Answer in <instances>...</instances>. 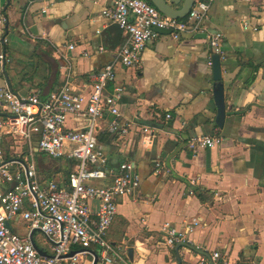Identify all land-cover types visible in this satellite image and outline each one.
I'll return each instance as SVG.
<instances>
[{
	"label": "crops",
	"instance_id": "0c3cea01",
	"mask_svg": "<svg viewBox=\"0 0 264 264\" xmlns=\"http://www.w3.org/2000/svg\"><path fill=\"white\" fill-rule=\"evenodd\" d=\"M0 5V51L7 58L0 88L20 95L35 90L41 101L65 82L87 96L95 73L115 61L125 38L101 17L102 4L95 0H0ZM243 21L250 30H242ZM204 24L207 32L223 35L222 128L215 124L204 35L174 40L160 34L147 43L138 67L115 66L107 92L120 90L119 111L130 129L116 137L106 132L107 115L98 121L106 179L91 183L105 185L121 163H131L140 184L134 195L117 200L107 231L115 251L112 264H264V0H216ZM84 125L73 118L66 124L73 130ZM143 126L155 128L150 149L143 147ZM203 136L221 143L191 152L188 142ZM0 144L6 159L27 154L24 142L13 136L1 135ZM155 161L170 168L168 177L154 175ZM165 224L190 226V245L211 260L184 246H167ZM16 230L24 233L23 225ZM91 252L78 264H90ZM214 252L220 259L212 258Z\"/></svg>",
	"mask_w": 264,
	"mask_h": 264
},
{
	"label": "built area",
	"instance_id": "2783aa9c",
	"mask_svg": "<svg viewBox=\"0 0 264 264\" xmlns=\"http://www.w3.org/2000/svg\"><path fill=\"white\" fill-rule=\"evenodd\" d=\"M214 1L193 0L186 17L174 19L163 15L147 0H95L102 4L101 17L122 30L125 38L117 49L115 61L95 73L87 96L75 93L68 82L50 93L45 101L39 99L35 90L20 95L8 86L0 88V105L5 113L0 117V136L5 134L21 140L27 153L24 157L6 159L0 144V264H78L82 255L90 253L89 249L98 250L96 264L113 263L115 251L107 240V231L117 214V200L134 195L140 184L131 163H121L105 185L91 183L106 179L107 161L98 148L96 135L98 121L107 115L106 132L116 137L127 135L130 129L119 111L120 90L107 92L115 79V66L138 67L147 43L156 40L160 36L157 30H162L169 31L174 40L183 34L204 35L209 48L206 65L211 69L213 55L223 58V35L207 32L204 24ZM4 20L2 16L1 22ZM241 28L251 29L246 21L241 23ZM67 48L72 50L74 46ZM6 62L1 50V74ZM70 118L85 121L86 125L78 130L68 129L66 124ZM141 132L143 147L150 149L155 128L143 126ZM220 143L218 137H195L188 142V149L196 153ZM33 145L39 153L73 162L66 183L43 181L38 176ZM153 173L168 177L170 168L155 161ZM20 222L24 233L16 230ZM33 230H38L47 243L45 249L37 246L45 256L39 255L31 244L29 236ZM190 231V226L179 230L165 224L161 228L165 244L171 247L190 245ZM212 258L220 259V254L214 252Z\"/></svg>",
	"mask_w": 264,
	"mask_h": 264
},
{
	"label": "water",
	"instance_id": "95a60500",
	"mask_svg": "<svg viewBox=\"0 0 264 264\" xmlns=\"http://www.w3.org/2000/svg\"><path fill=\"white\" fill-rule=\"evenodd\" d=\"M147 1L150 4H152L163 15L169 16L174 19L185 18L190 10L191 5L193 4V0H147ZM157 32L160 34H169V31L157 30ZM211 73H212V79H213L212 97H213V101L216 107L215 124L219 128H222L224 119H225L224 86L221 80L220 58L217 55L212 56ZM37 231L38 230H33L29 236V239L31 241L33 248L38 252V254L41 256H45V254L40 249L37 248V246L35 245L32 239L33 233ZM179 247L180 245H176L175 247L176 250ZM184 247L188 248L190 251H195L196 253L200 255H205L206 257H208L206 253H204L201 250L196 249L195 247L191 245H185ZM91 254L93 255L92 264H96L98 255L95 252H91ZM72 255L73 253L69 254V256H72Z\"/></svg>",
	"mask_w": 264,
	"mask_h": 264
},
{
	"label": "trees",
	"instance_id": "16d2710c",
	"mask_svg": "<svg viewBox=\"0 0 264 264\" xmlns=\"http://www.w3.org/2000/svg\"><path fill=\"white\" fill-rule=\"evenodd\" d=\"M36 154H43V155L42 156H36ZM45 159H48L50 161H61L66 165L65 166L66 169L63 168L62 170L52 171L50 168H47V169L41 168V163H43ZM34 160H35L36 167H37V174L42 178L43 181L53 180V181H56L58 183H66V181L69 177V174L72 170V167H73V162L64 158V157L54 159V158H52V157H50L44 153H35L34 154ZM69 169H70V171H69ZM57 175H61L62 177L55 179V176H57ZM198 196L202 201L205 200L202 192H199ZM239 264H243V263L241 262Z\"/></svg>",
	"mask_w": 264,
	"mask_h": 264
},
{
	"label": "rangeland",
	"instance_id": "374dc122",
	"mask_svg": "<svg viewBox=\"0 0 264 264\" xmlns=\"http://www.w3.org/2000/svg\"><path fill=\"white\" fill-rule=\"evenodd\" d=\"M42 155L43 154H36V156H42ZM65 166L66 165L61 161H50L48 159H45L44 162L41 163V168H46V169L50 168L52 171L62 170L63 168H65ZM61 177H62L61 175H57L55 176V179L61 178ZM22 222H20V224H22ZM33 239H34L35 245L38 246L39 248L45 249L47 247V243L45 242V240L41 237L39 233L35 232Z\"/></svg>",
	"mask_w": 264,
	"mask_h": 264
}]
</instances>
